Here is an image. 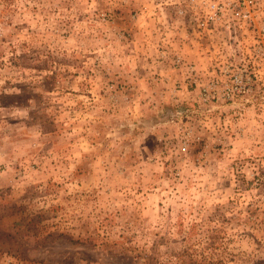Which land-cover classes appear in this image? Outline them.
<instances>
[{
    "label": "rangeland",
    "instance_id": "rangeland-1",
    "mask_svg": "<svg viewBox=\"0 0 264 264\" xmlns=\"http://www.w3.org/2000/svg\"><path fill=\"white\" fill-rule=\"evenodd\" d=\"M166 1L0 0V264H264V0Z\"/></svg>",
    "mask_w": 264,
    "mask_h": 264
},
{
    "label": "built area",
    "instance_id": "built-area-1",
    "mask_svg": "<svg viewBox=\"0 0 264 264\" xmlns=\"http://www.w3.org/2000/svg\"><path fill=\"white\" fill-rule=\"evenodd\" d=\"M168 19L192 23L199 31L208 33L233 21L251 16L255 0H167Z\"/></svg>",
    "mask_w": 264,
    "mask_h": 264
}]
</instances>
